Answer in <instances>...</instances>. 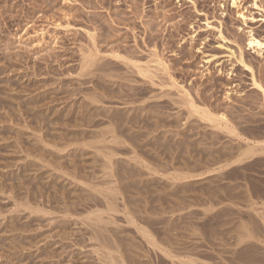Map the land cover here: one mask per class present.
<instances>
[{"label": "rangeland", "instance_id": "obj_1", "mask_svg": "<svg viewBox=\"0 0 264 264\" xmlns=\"http://www.w3.org/2000/svg\"><path fill=\"white\" fill-rule=\"evenodd\" d=\"M250 37L264 0H0V264H264Z\"/></svg>", "mask_w": 264, "mask_h": 264}, {"label": "bare ground", "instance_id": "obj_2", "mask_svg": "<svg viewBox=\"0 0 264 264\" xmlns=\"http://www.w3.org/2000/svg\"><path fill=\"white\" fill-rule=\"evenodd\" d=\"M237 0H232V4H234ZM264 42L259 41L258 39L254 37H250L248 41V46L252 48H258L259 50L262 49L264 46ZM250 237V236H248Z\"/></svg>", "mask_w": 264, "mask_h": 264}]
</instances>
